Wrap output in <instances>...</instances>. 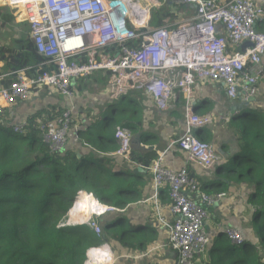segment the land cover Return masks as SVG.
<instances>
[{"label": "built area", "instance_id": "2783aa9c", "mask_svg": "<svg viewBox=\"0 0 264 264\" xmlns=\"http://www.w3.org/2000/svg\"><path fill=\"white\" fill-rule=\"evenodd\" d=\"M166 1L194 5L196 15L149 28L152 9ZM0 5L25 16L23 22L38 52L56 67L55 72L43 71L32 77L20 70L8 87H0V121L8 120L18 101L30 99L35 87L58 91L68 99L65 110L55 119L35 122L43 142L53 152L63 151L68 144L75 112L73 81L101 71L109 72L107 91L113 97L130 91L145 92L162 111L171 108L177 92L182 94L186 100V131L176 144L187 152L190 163L204 169L213 168L218 156L212 143L194 134V130L212 122L210 116L192 110L196 81L222 82L231 99L247 101L259 93L264 32L257 25L264 21L262 0H4ZM139 38V46L125 44ZM246 40L253 45L243 52L240 46ZM115 44L120 48L114 55L104 52ZM28 127V120H24L14 123L12 130L25 134ZM114 135L119 144L117 154L130 158L131 130L117 126ZM163 160L161 154L151 164L152 181L155 196L159 189H166L173 219L160 217V221L167 227L168 245L177 252L174 264H195L196 256L210 243L205 228L209 208L226 194L204 190L188 165L176 170L166 167ZM75 193L68 208V224H88L101 237L98 219L122 209L97 200L98 211L77 221L79 217L69 210ZM92 195L89 192L87 197ZM72 217L76 220L73 223ZM225 234L237 246L244 242L236 228L225 229ZM105 246L110 253L90 255L92 248ZM84 264H114L110 244L102 241L89 248Z\"/></svg>", "mask_w": 264, "mask_h": 264}, {"label": "trees", "instance_id": "16d2710c", "mask_svg": "<svg viewBox=\"0 0 264 264\" xmlns=\"http://www.w3.org/2000/svg\"><path fill=\"white\" fill-rule=\"evenodd\" d=\"M3 2L0 0V4ZM183 5L174 7L166 1L159 8H153L149 28L182 20L178 13ZM15 22L13 9L0 6V30L4 29L0 38V87H8L16 72L23 69L30 77L43 71H56L55 65L38 52L27 23H18L26 32L21 35L17 31L14 34L12 25ZM260 31L264 32V22ZM140 42L139 38L125 44L136 47ZM119 48L120 45L115 44L104 52L114 55ZM105 75L109 76V72ZM125 111L133 114L129 120L124 124L113 120L111 125L119 124L133 131L138 126L139 115L135 112L139 110L128 108ZM62 112L54 114L52 110L51 115L48 112L44 118L31 116L27 119L29 127L25 134L14 133L12 126L8 127L10 121H0V264H84L90 247H96L102 241H128V219L122 213L106 219L101 237L88 224L67 223L71 201L68 197L77 191L75 195L78 193L79 201L75 207L72 201L69 209L73 213L82 204V197L87 195L80 189L91 192L102 203L112 202L121 209L137 198V190L133 188L134 175L105 154L119 148L114 134H100L92 127L80 130L85 146L96 148V151L82 152L80 156L73 147L66 146L61 152L50 150L43 142L35 121L52 120ZM245 115L240 119H243V124L238 119L235 130L238 162L230 170L238 172V181L251 186L248 202L255 210L252 223L258 241L249 235L238 246L229 238L221 240L220 248L227 250L221 258L225 264H264V111L250 108ZM197 132L200 133V129ZM95 141L99 142L98 146ZM140 158L150 166L156 156L147 153ZM132 159H135L133 154ZM114 166L115 173L111 171ZM216 184L213 183L217 187L213 190H224ZM97 241L100 243L96 244Z\"/></svg>", "mask_w": 264, "mask_h": 264}, {"label": "crops", "instance_id": "0c3cea01", "mask_svg": "<svg viewBox=\"0 0 264 264\" xmlns=\"http://www.w3.org/2000/svg\"><path fill=\"white\" fill-rule=\"evenodd\" d=\"M262 3L264 4V0ZM183 6L178 13L182 18L181 21L196 15L194 5ZM263 22L257 25L259 31ZM259 69V93L244 112L234 110L235 114H231L230 106H238L244 100L229 98L222 82L197 80L193 86V97L190 101L193 112L212 118L209 125L199 128L200 137L213 144L218 156V160L211 169H204L190 163L187 152L176 144V140L186 131V100L179 92L176 93L171 108L162 111L158 109L152 96L145 92L130 91L123 96L113 97L107 91L109 76L105 75L106 71L73 81L75 112L67 147L77 149L79 156L82 152L96 151V148L91 145L85 146L80 130L86 131L92 127L94 130H99L100 134H114L119 124L111 125L113 120H119L124 124L133 115L125 109L139 110L135 112L139 115L137 128L133 131L129 128L132 132L130 158L120 156L117 151L105 153L110 155L117 165L134 175L133 188L137 190V198L132 199L122 208V211L109 212L99 218L102 233L106 219L113 218L118 213L124 214L128 219V241L121 243L115 239L109 242L114 264H174L177 259V252L168 245L167 227L160 221V217L168 221L173 219L170 210L171 200L165 188L159 189L158 195L155 196L151 165H145L140 158L147 156V153L155 155L156 159L163 154L164 165L172 169L178 170L188 165L189 171L197 177L201 187L207 192H216L213 189L217 187H214L213 183H217L219 188H224L220 191L226 194L224 198L209 208L205 228L210 243L205 252L196 256L195 264H225L221 258L223 252L227 250L220 248V241L228 238L225 229L233 227L241 232L244 231V225L252 222L255 212L248 202L251 192L250 184L238 181L236 178L238 172L230 169L235 162H238V136L235 133L238 128V119L244 118L245 112H248L250 108L264 111V55ZM67 104L68 99L58 91L49 87H35L30 99L18 101L12 107V112L8 113V121L11 124L19 123L33 115H41L44 118L47 117L48 112L51 115L52 110L54 114L65 110ZM242 113L243 116H241ZM39 121L44 120L39 119L35 122ZM98 143L95 141L96 146ZM132 154L135 159H132ZM111 171L115 173L116 166ZM80 190L84 191L82 194H89L85 189ZM82 198V204L78 205L79 208L71 215L80 218L82 215L98 211L95 196L84 195ZM107 204L119 207L112 202ZM247 235L243 234L244 237ZM107 252L110 253V250L108 249Z\"/></svg>", "mask_w": 264, "mask_h": 264}, {"label": "rangeland", "instance_id": "374dc122", "mask_svg": "<svg viewBox=\"0 0 264 264\" xmlns=\"http://www.w3.org/2000/svg\"><path fill=\"white\" fill-rule=\"evenodd\" d=\"M12 9V8H11ZM13 11H14V15L16 16V24H14V25H12V28H13V31H14V34L16 33V31H17V34L18 33H20L21 32V35H23V34H25L26 32H25V30L23 29V26H20L18 23L20 22H22L21 20H20V13L18 12V10L16 11L15 9H13ZM18 24V25H17ZM27 28H28V25H27ZM3 31H4V29L1 31L0 30V35L2 36V34H3ZM126 104H127V102H125ZM240 122H241V124H243V119L242 120H240ZM78 194V193H77ZM68 198H72V197H68ZM74 204V203H73ZM75 205V204H74ZM74 207V206H73ZM77 208H79V206L78 207H76V210H77ZM72 211V210H71ZM87 215H89V214H87ZM70 215L68 216V220H67V223H68V221H69V219H70ZM77 221H79L80 220V218L78 219H76ZM75 220V218H73L72 217V219L70 220L72 223L73 222H75L76 221ZM82 220V219H81ZM241 232V231H240ZM241 233H246V234H248V235H250V236H252L253 238H254V240L255 241H258V236H257V233H256V229L254 228V226H253V223L252 222H250V224H248V225H244V231H242ZM242 234V235H243ZM100 243V241L98 242H96V244H99ZM238 249L240 250L241 249V246H239L238 247Z\"/></svg>", "mask_w": 264, "mask_h": 264}, {"label": "water", "instance_id": "95a60500", "mask_svg": "<svg viewBox=\"0 0 264 264\" xmlns=\"http://www.w3.org/2000/svg\"><path fill=\"white\" fill-rule=\"evenodd\" d=\"M170 4H172V3L170 2ZM20 20H21L22 22L25 21V16H21V17H20ZM252 45H253V43H252L251 41H249V40L244 41V42L242 43V45H241V51L244 52V51L246 50L247 47L252 46ZM253 101H254V97H251L249 100H247V101H243V102H241V104H238V106H237V105H231V106H230L231 114H235V111L244 112V110L246 109V107L250 106V104H251ZM234 110H235V111H234ZM241 116H243V113H242ZM197 130H198V129L194 130V134L197 135V136H200V133L197 132Z\"/></svg>", "mask_w": 264, "mask_h": 264}, {"label": "bare ground", "instance_id": "6f19581e", "mask_svg": "<svg viewBox=\"0 0 264 264\" xmlns=\"http://www.w3.org/2000/svg\"><path fill=\"white\" fill-rule=\"evenodd\" d=\"M77 196H78V194H76L75 195V197H74V200H73V203L76 205L77 204V202L79 201V200H77ZM75 205H73L74 207H75ZM90 215V214H89ZM88 215V216H89ZM108 249H109V247L108 246H105V247H101V248H92V250L90 251V255L92 256V257H94V256H96V257H99V253H105V252H107L108 251ZM198 259V258H197Z\"/></svg>", "mask_w": 264, "mask_h": 264}, {"label": "clouds", "instance_id": "9594fccd", "mask_svg": "<svg viewBox=\"0 0 264 264\" xmlns=\"http://www.w3.org/2000/svg\"><path fill=\"white\" fill-rule=\"evenodd\" d=\"M181 21V20H180ZM242 45V44H241ZM74 87V86H73ZM73 124V123H72ZM13 124H10V126H12ZM10 126H8V127H10ZM71 129H72V127H71ZM199 129V128H198ZM199 137V136H198ZM77 192V191H76ZM98 200V199H97ZM99 201V200H98ZM100 202V201H99ZM98 221H99V219H98ZM83 224V223H82ZM72 225H76V224H72ZM109 243V242H108ZM93 247V246H92ZM91 248V247H90Z\"/></svg>", "mask_w": 264, "mask_h": 264}]
</instances>
